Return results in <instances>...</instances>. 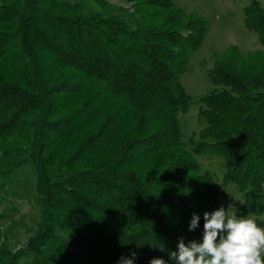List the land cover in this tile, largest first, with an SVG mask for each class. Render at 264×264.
I'll list each match as a JSON object with an SVG mask.
<instances>
[{"label": "trees", "instance_id": "trees-1", "mask_svg": "<svg viewBox=\"0 0 264 264\" xmlns=\"http://www.w3.org/2000/svg\"><path fill=\"white\" fill-rule=\"evenodd\" d=\"M137 4L127 21L80 0H0V174L29 167L40 207L17 252L0 233V264H120L133 251V264H176L205 212L229 215L205 162L264 227V52L245 70L216 61L203 127L185 141L181 78L207 22L171 0H150V15ZM244 22L264 47L263 9L246 7Z\"/></svg>", "mask_w": 264, "mask_h": 264}, {"label": "rangeland", "instance_id": "rangeland-1", "mask_svg": "<svg viewBox=\"0 0 264 264\" xmlns=\"http://www.w3.org/2000/svg\"><path fill=\"white\" fill-rule=\"evenodd\" d=\"M149 1L80 0V3L88 12L118 15L121 19L132 21V15L134 18L139 17L137 3H146L142 6L141 13L145 15H150L153 11L157 13V8L155 10V7L148 6ZM171 1L175 5V10L181 9L186 16L202 17L207 22L204 37L199 47L190 52L186 70L181 78L182 84L192 97L188 112L181 114L179 118L184 140L187 141L192 132H198L203 127L199 120V109L202 106L201 99L216 89L209 78L216 61H222L227 56L229 59L233 57L234 67L245 70L252 60L250 57L252 54L264 52L258 35L248 29L244 22V9L257 4L264 11V0ZM161 11L164 12V20L172 18L171 15L175 12ZM217 164L208 165L205 162L203 165L215 173L216 187L229 215L255 219L242 211L243 199L239 188L234 184L227 187L222 185V171ZM33 198V176L29 167L15 170L7 177L0 174V233L7 237L6 243L13 252H17L34 233L35 222L40 216V207Z\"/></svg>", "mask_w": 264, "mask_h": 264}, {"label": "clouds", "instance_id": "clouds-1", "mask_svg": "<svg viewBox=\"0 0 264 264\" xmlns=\"http://www.w3.org/2000/svg\"><path fill=\"white\" fill-rule=\"evenodd\" d=\"M231 206H229L230 208ZM202 240H192L186 245L183 238L177 251L171 253L176 264H264V227L250 217L228 215L221 206L203 215ZM200 216L193 213L189 231L199 226ZM131 259L121 258L120 264H133ZM149 264H166L162 258H153Z\"/></svg>", "mask_w": 264, "mask_h": 264}]
</instances>
